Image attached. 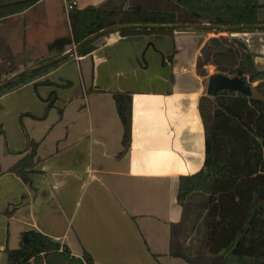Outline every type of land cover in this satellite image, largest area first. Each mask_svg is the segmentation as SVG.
<instances>
[{
    "label": "crops",
    "instance_id": "obj_1",
    "mask_svg": "<svg viewBox=\"0 0 264 264\" xmlns=\"http://www.w3.org/2000/svg\"><path fill=\"white\" fill-rule=\"evenodd\" d=\"M105 1L75 0L77 8ZM64 2L40 0L0 19V67L15 57L30 65L48 53L49 43L69 36ZM59 19L65 26L60 31ZM237 34L255 66L264 69V31ZM211 35L187 30L111 37L91 53L75 54L0 94V100L6 98L4 114L23 92L27 97L19 110L29 109L35 101L32 86L69 82L43 85L49 93L45 104L55 95L45 121L22 119L38 141L30 183L8 171L28 146L17 138V151L11 152L0 130V264H7L5 249L17 248L27 230L66 244L75 256L88 252L94 264H189L168 254L169 225L181 218L179 176L198 171L204 162L198 104L206 95L207 77L197 73L196 60ZM33 46L40 53L33 54ZM93 86L100 91H89ZM118 91L132 95L131 141L122 153L123 128L112 96Z\"/></svg>",
    "mask_w": 264,
    "mask_h": 264
},
{
    "label": "trees",
    "instance_id": "obj_2",
    "mask_svg": "<svg viewBox=\"0 0 264 264\" xmlns=\"http://www.w3.org/2000/svg\"><path fill=\"white\" fill-rule=\"evenodd\" d=\"M38 1L0 0V19L21 13ZM260 8V0H106L96 6H74L67 13L69 36L49 43V55L23 69L60 55L87 36L114 25H258L264 24ZM187 30L214 34L204 42L197 57L200 76L207 77L208 67L213 66L215 73L241 77L264 95V69L255 66L247 43L235 34L264 29L233 32L125 28L98 36L80 47L76 55L91 53L111 37L173 36ZM73 56L22 75L1 88L0 94L36 79ZM168 58L172 61L171 55ZM1 75L0 83L8 77ZM92 90L100 91L96 86ZM112 96L123 128L122 153L131 141L132 95L118 91ZM47 101L49 109L55 101L53 92ZM198 106L204 127V162L198 171L179 176L176 198L181 218L169 225L168 254L189 264H264V100L221 90L201 96ZM37 146L38 142L28 140V151L8 168L26 183H30V174L39 160ZM5 252L7 264H94L88 252L75 256L66 244L36 230L22 232L19 246L6 248Z\"/></svg>",
    "mask_w": 264,
    "mask_h": 264
},
{
    "label": "water",
    "instance_id": "obj_3",
    "mask_svg": "<svg viewBox=\"0 0 264 264\" xmlns=\"http://www.w3.org/2000/svg\"><path fill=\"white\" fill-rule=\"evenodd\" d=\"M125 28H147V29H185V28H204V29H212V30H222L227 31L231 30L233 32L238 31H245V30H259L264 29V24L258 25H239V26H222V25H215L209 23H202V24H120L114 25L107 29L100 30L96 33H93L77 44L70 47L68 50L63 52L60 55H57L53 58H50L46 61H43L39 64L31 66L29 68L17 71L10 76H8L3 82L0 83V89L12 83L15 79L21 77L22 75L43 69L48 67L56 62L65 60L66 58L73 56L76 54V51L85 45L86 43L90 42L91 40L97 38L98 36L106 33L111 32L118 29H125ZM221 90H231L236 92H241L245 95L251 96L253 99L257 100H264V95L259 92L253 84H250L247 80L242 79L241 77H229L224 74L214 73L208 76L207 78V86H206V94H215Z\"/></svg>",
    "mask_w": 264,
    "mask_h": 264
},
{
    "label": "rangeland",
    "instance_id": "obj_4",
    "mask_svg": "<svg viewBox=\"0 0 264 264\" xmlns=\"http://www.w3.org/2000/svg\"><path fill=\"white\" fill-rule=\"evenodd\" d=\"M56 25H57L56 29L59 28L58 31H60L61 28L65 29V26L60 21V19L56 22ZM235 34H237V33H235ZM212 35H214V34L212 33ZM237 36H240V35L237 34ZM32 49H33V52H32L33 54L40 53V49L38 48V46H33ZM47 55H49V54L46 53L45 55H41L38 58L36 57V60L34 62L41 60L42 57H45ZM170 55L172 56V60H173L174 54L171 53V54H169V56ZM15 58L16 59H12L10 62H8L7 65L4 64L3 66L0 67V71H3V72H0V74H2L1 76H4V77L10 76L11 74H13L17 71L23 70V68L28 65V64H24V62H22V60H21L22 57L21 58L15 57ZM25 61L27 62V60H25ZM160 64H161V62H160ZM214 73H215L214 67L213 68L208 67V76L211 74H214ZM208 76H207V78H208ZM4 77H2V78H4ZM65 82H68V81L66 80ZM43 85H47V84H43ZM43 85L37 86L36 89L33 86L31 87V92H32V95H33L35 101L29 102V107H30L29 109L19 110V103L22 101V99L27 97V94L23 92L16 97H15V95L12 96L15 98L10 103V105H8V111L7 112H5L4 114L3 113L1 114V112H0V117H1L0 118V130L4 131V136L2 137L3 138V144L5 145V141H6L7 149L11 150V152H13V153H15L17 151V148H16L17 138L18 139L22 138V140H24V145L26 148L28 146V140H34L33 136H30V134L26 128V125L22 120L23 117L25 116V117L31 119L32 121L41 122V121H45L47 116H48V111L50 108L47 109V104L44 103V100L47 98L49 93L48 94L44 93V91H43L44 87H47V86H43ZM52 85L57 86L58 84H55V82L52 81ZM53 89H55V87H53ZM52 91H54V90H52ZM1 94H3V93H1ZM8 99H10V98H8ZM5 101H6V98H3L2 100H0V110H1L2 106H6ZM13 118L16 120V122L13 121ZM9 141H10L11 145H9ZM34 141L38 142L37 140H34ZM3 149H4V146H2L1 158H4ZM21 151H23V150H21ZM21 151H19L17 153H21Z\"/></svg>",
    "mask_w": 264,
    "mask_h": 264
},
{
    "label": "built area",
    "instance_id": "obj_5",
    "mask_svg": "<svg viewBox=\"0 0 264 264\" xmlns=\"http://www.w3.org/2000/svg\"><path fill=\"white\" fill-rule=\"evenodd\" d=\"M74 6H76L75 0H65L64 2V11L68 13L70 9H72Z\"/></svg>",
    "mask_w": 264,
    "mask_h": 264
}]
</instances>
